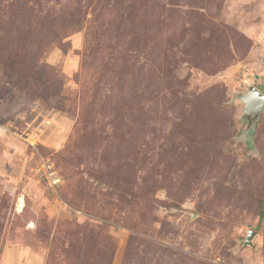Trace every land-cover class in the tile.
Segmentation results:
<instances>
[{
  "label": "rangeland",
  "instance_id": "rangeland-1",
  "mask_svg": "<svg viewBox=\"0 0 264 264\" xmlns=\"http://www.w3.org/2000/svg\"><path fill=\"white\" fill-rule=\"evenodd\" d=\"M249 86L264 0H0V264H264Z\"/></svg>",
  "mask_w": 264,
  "mask_h": 264
},
{
  "label": "water",
  "instance_id": "water-1",
  "mask_svg": "<svg viewBox=\"0 0 264 264\" xmlns=\"http://www.w3.org/2000/svg\"><path fill=\"white\" fill-rule=\"evenodd\" d=\"M243 105L241 121L245 123L242 130V138H250L255 130L256 124L260 118V113L264 108V96L253 86H249L244 93L235 95ZM253 232H249L241 245L250 246L252 244Z\"/></svg>",
  "mask_w": 264,
  "mask_h": 264
},
{
  "label": "built area",
  "instance_id": "built-area-1",
  "mask_svg": "<svg viewBox=\"0 0 264 264\" xmlns=\"http://www.w3.org/2000/svg\"><path fill=\"white\" fill-rule=\"evenodd\" d=\"M45 166H46V164H43V165H42V168H44Z\"/></svg>",
  "mask_w": 264,
  "mask_h": 264
}]
</instances>
